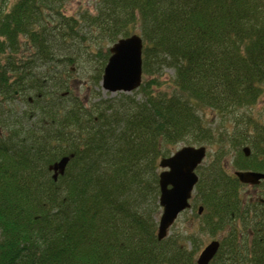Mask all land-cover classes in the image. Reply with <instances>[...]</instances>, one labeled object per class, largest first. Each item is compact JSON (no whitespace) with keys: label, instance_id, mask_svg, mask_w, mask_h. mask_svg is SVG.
I'll use <instances>...</instances> for the list:
<instances>
[{"label":"trees","instance_id":"trees-1","mask_svg":"<svg viewBox=\"0 0 264 264\" xmlns=\"http://www.w3.org/2000/svg\"><path fill=\"white\" fill-rule=\"evenodd\" d=\"M67 1L0 0V264H197L202 237L158 238L157 170L177 144L203 142L220 145L195 187L197 232L221 241L210 264H264V203L241 198L234 173L264 171V124L247 113L264 90V0H95L78 15ZM86 32L142 37L139 99L65 100L58 41ZM94 53L97 84L111 53Z\"/></svg>","mask_w":264,"mask_h":264},{"label":"water","instance_id":"water-1","mask_svg":"<svg viewBox=\"0 0 264 264\" xmlns=\"http://www.w3.org/2000/svg\"><path fill=\"white\" fill-rule=\"evenodd\" d=\"M143 46L144 41L139 34L120 38L110 47L111 53L104 68L101 84L105 90L111 92L122 91L129 93L139 89L143 79ZM247 154L250 148L244 147ZM207 154L206 146L183 145L170 157H163L159 162L163 170L160 172V199L162 215L158 221L157 235L160 240L168 235V230L187 208L191 207L189 200L194 194L199 175L196 168L204 162ZM70 158L64 156L60 161L50 165L54 171V179L64 174ZM235 175L244 184L257 185L264 180V173L253 170H237ZM264 201V199H262ZM203 207L199 208L202 213ZM220 242L210 241L197 259L198 264H209V261L218 253Z\"/></svg>","mask_w":264,"mask_h":264},{"label":"rangeland","instance_id":"rangeland-1","mask_svg":"<svg viewBox=\"0 0 264 264\" xmlns=\"http://www.w3.org/2000/svg\"><path fill=\"white\" fill-rule=\"evenodd\" d=\"M94 5H95V0H70L64 3L63 5V9L65 11V13L73 15L76 14L78 15L79 12H82L83 10L87 9L90 11H93L94 9ZM87 34L85 35V38H81L79 37L78 39H74V40H68L67 42L62 43L61 41H58V44L61 45L60 51H59V57L60 58H64L63 61H59L56 62L54 64L55 67V71L58 70V75L61 76V83H64V81H66L67 78H69V81L67 82L68 85H65L66 87H63L61 92L62 95H65V100H72L75 97H79L81 98L86 105H88L90 102V104L94 103V102H98L99 99L105 100L108 98H119L120 95L124 92L122 91H118V92H111V91H107L103 88V85L100 83L96 84V76L98 75V71L100 70L102 63H101V59H102V55L98 54V53H94L96 52L100 47H101V51L105 52L106 49H109L113 43L116 42H110V40L105 37V38H98L97 36H92L91 33L86 32ZM98 44H102L101 46H99ZM69 47H73L72 49H70ZM27 51H23L21 50L19 53L16 54L17 58H21L24 60L25 55ZM24 56H22V55ZM65 58L74 61L73 64L71 63H66L65 65ZM57 64V66H56ZM42 69V68H40ZM69 69H72L71 72H69ZM39 72V70H38ZM166 72L168 73V75H172L174 73V70L172 68H168L166 69ZM60 79V78H59ZM47 87L46 90H44L45 93H47L48 91H53V89L55 88L54 85L52 86H45ZM67 94L65 93L66 91ZM125 94H133L136 95L137 98L139 99L142 95L141 92H137L136 90H133L132 92L129 93H125ZM27 96V94L23 97L25 98ZM261 97L258 99V101L252 105V108H250L249 110H247V113L250 114V116L259 123V124H264V90L262 92V94L260 95ZM35 98V97H33ZM16 103L19 105V109L20 111H22V109L26 108V103L25 102H19L16 101ZM14 105V103H13ZM92 108V106H91ZM214 114V113H213ZM212 114V111L210 109H205L203 111H201V115L204 118H215L214 115ZM247 115V114H246ZM242 117V114H241ZM223 122L227 125V128L232 126V122L229 120H224L222 119ZM219 123L221 122V119L218 118ZM228 128V129H229ZM231 129V128H230ZM206 144V145H205ZM184 145V143H179L177 144L175 148H180ZM195 146H203L205 145L207 148V155L204 158V162L199 165V166H207L210 163H212L214 161V157H215V152L216 150L219 151L218 148H220V145L215 144L214 147H212L211 145L203 142V143H194ZM249 145V144H248ZM227 146H230V144H227ZM250 148L251 145H249ZM226 153L225 156L222 158L223 161L226 163V169L230 172L233 173L234 172V167L232 162L234 161V157L237 154V149L235 148H230L228 147L227 149L225 148ZM163 159V158H162ZM160 159V161L162 160ZM158 160V162H160ZM198 166V168H199ZM200 169V168H199ZM162 170L160 164H159V168H158V173ZM198 173H200V171L197 169ZM240 189V197L247 200L248 198H257L258 195H261L264 193V184H260L256 186H250L248 184H246L245 186H243ZM199 195V191H197V189L194 190V198L191 199L192 205L193 207L191 209H186V211L182 212L179 217L177 218L175 224L168 230V234H173L176 233L178 230H181L182 232H187L188 233H192L194 236L198 237H202L199 242H200V248L197 252V255H199V251L201 248H203L206 244H208V242L210 241V239H212L211 235H207L204 234V236L200 235L197 232V229L199 227L200 224V219L198 217V215L196 213L197 212V207L194 208V206L196 205V200H197V196ZM199 201V199H198ZM157 203L159 204V201H157ZM155 207V205H154ZM157 208V207H156ZM159 212H157L158 215V221L159 218L161 217V213H162V206L159 204V208H158ZM220 235V233L218 234ZM211 236V237H210Z\"/></svg>","mask_w":264,"mask_h":264},{"label":"flooded vegetation","instance_id":"flooded-vegetation-1","mask_svg":"<svg viewBox=\"0 0 264 264\" xmlns=\"http://www.w3.org/2000/svg\"><path fill=\"white\" fill-rule=\"evenodd\" d=\"M262 172H264V171H262ZM262 185V184H264V180H262L259 184H257V185ZM250 185V184H249ZM257 185H253V184H251L250 186H256L257 187ZM262 195H264V193L263 194H261V195H258L257 196V200L259 199V200H261V197H263L264 198V196H262ZM260 196V197H259ZM262 201V200H261ZM263 202V201H262ZM264 203V202H263Z\"/></svg>","mask_w":264,"mask_h":264}]
</instances>
